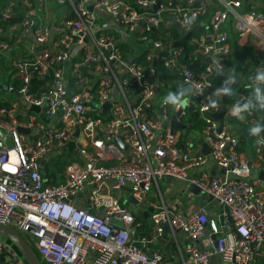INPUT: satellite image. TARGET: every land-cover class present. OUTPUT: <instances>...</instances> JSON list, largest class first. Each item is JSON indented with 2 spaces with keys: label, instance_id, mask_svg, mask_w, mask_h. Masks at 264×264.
Listing matches in <instances>:
<instances>
[{
  "label": "built area",
  "instance_id": "2783aa9c",
  "mask_svg": "<svg viewBox=\"0 0 264 264\" xmlns=\"http://www.w3.org/2000/svg\"><path fill=\"white\" fill-rule=\"evenodd\" d=\"M67 1L71 17L53 24L37 17L36 8L46 3L23 0L22 16L15 11L16 0L0 6V55L11 50L8 34L28 43V56L20 55L13 64L16 84L9 83L17 99L0 105V129L12 142L7 146L0 134V224L28 237L44 264H264V145H257L256 157L251 148L241 150V134L230 124L233 105L251 92H240L234 104H226L220 119L225 97L218 99V110L203 111L218 75L210 70L212 62L225 67L235 51L228 25L239 45L251 41L260 55L257 67L264 66V4ZM207 15L208 28L195 35V23ZM165 22L188 35L186 41L174 45L161 30ZM196 62L202 70L192 66ZM166 72L170 75L164 77L180 84L190 79L204 94L193 92L179 110L162 106L157 88L162 91L160 75ZM251 84L248 79L252 91ZM107 102L110 107L101 115ZM176 111L181 119L199 115L208 154L196 152L190 139L179 147L178 130L172 133L171 127ZM263 119L264 114L253 112L241 122L251 127ZM118 137L126 149L114 140ZM55 153L81 158L68 161L58 183L42 172V162ZM163 177L197 186L222 207L221 213L174 214L161 193ZM124 187L130 188L137 212L121 193L114 195ZM81 194L85 200L76 203ZM149 208L153 232L143 235L139 230L145 225L137 215ZM166 226L176 241L177 232L188 240L179 262L147 250ZM13 247L0 239V252L8 250L15 264H22Z\"/></svg>",
  "mask_w": 264,
  "mask_h": 264
},
{
  "label": "crops",
  "instance_id": "0c3cea01",
  "mask_svg": "<svg viewBox=\"0 0 264 264\" xmlns=\"http://www.w3.org/2000/svg\"><path fill=\"white\" fill-rule=\"evenodd\" d=\"M9 1L10 0H3L1 3L2 4L8 3ZM16 1H17L18 5L16 6L15 11L17 12V15L22 16L26 12V7L22 4L23 0H16ZM29 1H31L32 3H46L43 7L39 6L38 8H36L37 17L42 19V21L46 24H53L55 22L62 21L64 18L71 17L70 6L69 5H68V7L65 6L66 4H69V2L67 0H63V2H61L60 0H48V1L29 0ZM252 1L257 2L258 4H261V5L264 4V0H244L245 3H250ZM2 4H0V6ZM211 4H212L213 9L218 7V3H211ZM209 19H210V15L201 17L198 20V22L195 23L193 33L195 35H199V34L205 32L206 29L208 28ZM108 21H109V18L106 17L104 22H108ZM101 23H102V21H101ZM5 26H7V25H5ZM228 28H229V32L231 35V42L234 45L235 42L237 43V39H238L237 35L233 31V28L231 25H228ZM161 30L165 34L168 33L167 36L172 37L174 45H180V44L184 43L186 41V39L188 38V35H182L179 31V28L176 26H173V24L170 22L168 24L165 22L163 25H161ZM187 34H189V33H187ZM9 36H10V34H8V37L5 39H7V41L11 44V50H9L8 52H6L5 54H2V55L4 58L7 59V61L12 62V65H13L14 62L17 60V58L20 55L28 56V43H26L25 41L21 42V43H19V42L17 43L16 41H19L17 34L11 35V38ZM179 39H181V40L179 41ZM250 43H251L250 40L243 41V43L241 42L239 49H236L233 52L230 59L226 62L224 76L217 75L214 78L215 88L219 87L222 84L223 79L227 76L228 72L234 68L236 70L237 82L240 83L241 87L242 86L244 87V90L240 91V92L248 93V94L251 92V90L247 86L248 79H249V77H251L252 75L255 74L257 66L260 64V55H259V53H257V50L255 49V47L253 45H250ZM187 48L191 49L192 46L188 45ZM2 69L6 70L7 67L5 68L3 66ZM12 70H13V68H12ZM12 70L7 71V76H9V79H7V82L10 84L15 83V81L12 80ZM242 71H243V73H242ZM160 78H161L160 82L165 83L166 85H167V83L176 84V81H175L176 78H168L167 79L165 77L166 79H163L162 75H160ZM178 82L180 83V81H178ZM0 89H1V86H0ZM238 90L239 89H236V91L234 90L235 95H233V96H225L223 103L225 105L226 104H230V105L234 104V101L237 98V95L240 93V92H238ZM1 94H2L0 97L1 107L3 106V104H5V103L10 104L12 101L17 99V95L15 93H12V92H4L1 90ZM20 117H22V116H20ZM233 119L237 120L236 118H230V121ZM182 120L187 125V130L191 131L192 134L190 136L184 135L182 130H178V134H179L180 139H181L179 144H178L179 147L184 148L186 145H185V142H183V141L190 139L194 142L195 151L198 153H201L203 151V144L201 143V141L204 140V138H203L204 134L202 132L203 127H204L203 123L201 122V123H199L198 127H196V126L194 127L195 122H192V121L188 122L187 120L185 121L184 118ZM238 121H240V120H238ZM241 123H243V122H241ZM246 128L249 129L250 126L247 125ZM197 135H199V136H197ZM243 135L245 136L244 132H243ZM196 137H198V139ZM245 137H247L246 142L248 141V138H252V136L250 137V135H247ZM246 147L251 148L250 143H246ZM57 159H60L62 162L63 161L66 162V164L68 163L69 160H77V161L81 160V158L77 154L61 156V155H58L55 153L54 155L50 156L48 159H46L42 162V165H43L42 166V172L43 173L46 172L45 173L46 176L49 177L52 175L53 172L58 171V169L54 168ZM262 165L264 166V161H262ZM53 168H54V171H53ZM64 170H65V167H64ZM64 170H62V172H64ZM196 172L197 171H194L192 174L196 175ZM60 173L61 172H59L58 177H59V180H61V182H62V181H64L65 174L63 173V176H62V175H60ZM159 184H160V188H161V193L163 195V199L165 201L164 203L167 206V208L171 212H173L174 214H180V215L188 216L191 213H193L197 210H202V209H205L206 211H208L211 214H214L215 212H217V214H220L222 211V207L216 201H211V202L209 201L207 203L202 199L200 201H196V196L191 191H189V189H188L189 186L187 184H185L184 182L177 181V180L167 182V181H163L160 179ZM127 192L128 191L122 189V191H114V195H119L121 193L123 198L125 197L124 199L128 202V196L129 195ZM152 198L154 199V194L152 195ZM77 200H79V202H83L85 200V195L81 194L79 199L75 200L76 203H77ZM160 204H162V201H160ZM128 205L133 210H135L133 208L135 205L133 206L129 202H128ZM137 218L140 221H143V223L145 225L144 228L141 230L143 232H146L147 235L152 234L153 231H150V225H149L148 220L145 219L144 217H142V214L137 215ZM141 230H139V233L142 234ZM177 238L179 241H176L173 237V234H171L170 231H167V232H165V234L162 237H158L157 239H155L151 243H148L147 250L151 254L152 253L161 254L162 257L164 258V260H167L170 262H179L180 261V250L185 249L186 245L188 244V240L182 232H177ZM14 250L17 251L16 248H14ZM21 258H22V256H21ZM21 260H22V264H28L25 259L22 258ZM0 264H15V262L13 261V256L8 250L0 252Z\"/></svg>",
  "mask_w": 264,
  "mask_h": 264
},
{
  "label": "clouds",
  "instance_id": "9594fccd",
  "mask_svg": "<svg viewBox=\"0 0 264 264\" xmlns=\"http://www.w3.org/2000/svg\"><path fill=\"white\" fill-rule=\"evenodd\" d=\"M195 19L196 16L193 14L187 23L191 25ZM210 70H214L220 76H224L225 73V67L219 60L212 62V69ZM249 79L252 81L251 94L243 101H236L230 112L231 116L240 121H245L246 117L255 111L264 112V66L257 67L255 74ZM236 82V70L233 68L223 79L222 84L206 97L203 111L218 110L219 98L235 95L233 85ZM193 92H198L200 95L204 94L201 88L194 85L190 79H186L184 83L178 86L176 91H170L164 96L162 106H171L177 110L186 107L188 103L187 97ZM248 133L250 136L257 138L255 141L257 145H264V123L255 122L248 129Z\"/></svg>",
  "mask_w": 264,
  "mask_h": 264
},
{
  "label": "water",
  "instance_id": "95a60500",
  "mask_svg": "<svg viewBox=\"0 0 264 264\" xmlns=\"http://www.w3.org/2000/svg\"><path fill=\"white\" fill-rule=\"evenodd\" d=\"M60 1L63 2V0H60ZM0 19L1 20L4 19L2 11H1V7H0ZM130 42L132 45H135V41H133L132 39H130ZM208 62L210 63L211 60L209 59ZM177 74L178 73H175L174 75H177ZM167 75H170V73L169 72L164 73V76H167ZM159 85L164 87L165 83L160 82ZM1 90L4 92H14V88H12L11 85L7 82H4L1 85ZM14 93L18 96V93H16V91ZM160 94H161V91H160V88L158 87L157 88V95L159 96ZM109 107H110V102H107L102 107L101 115H105L107 112V109ZM224 108H225V104L222 103L220 114L217 116V119H220V115L223 113ZM262 123H264V119H263ZM171 127H172V133H175L177 130L183 131V130L187 129V125L181 119V111H176L174 113V115L171 119ZM242 130H243L245 136L249 135L247 128L243 127ZM0 134H3L5 136V139H6L5 143L7 146L10 147L12 145V142H11V139L8 136L7 132L0 129ZM77 135H78V130H76V133H75V136H77ZM114 140L117 141L123 149H126V146L123 144L121 137L115 138ZM201 143L203 144V151L201 153L202 154H208L210 152L208 145L204 142V140H202ZM2 144L3 143L0 142V145H2ZM216 169L217 168L215 167L213 170V174L216 173ZM221 172H225V169H222ZM261 177L264 178V174H262ZM162 180L167 181V182H171V181H173V178L163 177ZM123 189L128 191V192L130 191L129 187H124ZM188 189H189V191H191L196 196V201H200L201 199L204 200L206 203L209 201L210 202L213 201L212 197H208L207 194L202 193L201 190L195 185H190ZM128 202L133 206L137 205V202L132 197V195L129 196ZM135 211L137 212V210H135ZM151 211H152V209L149 208L147 211L142 213V217H144L145 219L148 220L149 225H150V231H153L154 223L150 218ZM221 222L223 223L222 217H221ZM115 224L122 226V227L124 225L123 222H121L117 219L115 221ZM165 228H166V231H169L168 226H166ZM0 237H4L8 241H10L16 247V249L19 250V252L24 256V258L28 264H44L41 257H39L36 250L34 249L33 245L17 229H15L11 226L0 224Z\"/></svg>",
  "mask_w": 264,
  "mask_h": 264
},
{
  "label": "trees",
  "instance_id": "16d2710c",
  "mask_svg": "<svg viewBox=\"0 0 264 264\" xmlns=\"http://www.w3.org/2000/svg\"><path fill=\"white\" fill-rule=\"evenodd\" d=\"M3 0H0V4H2L1 2H2ZM6 3H3L1 6H3V5H5ZM128 45V44H127ZM188 45V44H187ZM129 47H131L130 45H128ZM234 46V45H233ZM239 44L237 43H235V50L236 49H239ZM188 49H190V48H188ZM125 53H127V51H125ZM3 55H0V77L6 72V70L5 69H2L3 68V66L1 65L2 63V60H3ZM4 64V63H3ZM194 68H196L198 71H200V70H202V66L200 65V63L199 62H196L194 65H192ZM5 67V66H4ZM6 68V67H5ZM7 69H8V67H7ZM6 75H7V72H6ZM162 75V77H164V75L163 74H161ZM177 79V78H176ZM7 82V79L6 80H2V82ZM3 84V83H2ZM1 83H0V86L2 85ZM166 85V84H165ZM179 85H181L180 83H178V84H176V89L178 88V86ZM165 88H166V86L165 87H163L162 88V91H161V94H160V97H161V95H162V93H164V91H165ZM233 89L236 91V89H239L238 90V92H240V91H243L244 90V87L242 86H240V83L239 82H237L235 85H233ZM166 93V92H165ZM227 99V98H226ZM8 105H10V104H8V103H5V104H3V106H8ZM256 115H262V114H264V112H260V111H255L254 112ZM188 116V117H187ZM186 117H184V119H185V121L187 120L188 122L189 121H192V122H195V124H194V127L196 126V127H198L199 126V123H201L202 121H201V119H200V117H199V115L198 114H192V113H189V115H187ZM248 117H249V115H248ZM238 121V120H237ZM239 123H240V125H237L236 123H235V119H233V120H231L230 121V123H231V125H232V127H233V130H235L237 133H240L241 134V150H245V147H246V145H244V143L246 142V139H247V137H245L244 135H243V132H242V128L245 126L246 127V124L245 123H241L240 121H238ZM72 147H73V145H71V149H72ZM64 162V161H63ZM61 163H62V161H60V159H58L57 160V163H56V165L54 166V168H56V169H58V171H56V172H53L52 173V175L51 176H47L49 179H51V178H54L55 179V182L56 183H58V182H61V180H59V177H58V174H59V171L60 172H62V170H64V166H66V162H64V164L63 165H61ZM58 165H61L62 166V168H58ZM54 168H53V171H54ZM46 173V172H45ZM48 174V173H47ZM142 231V230H141ZM142 234L143 235H147V233L146 232H143L142 231ZM19 251V250H18ZM40 257V256H39Z\"/></svg>",
  "mask_w": 264,
  "mask_h": 264
},
{
  "label": "rangeland",
  "instance_id": "374dc122",
  "mask_svg": "<svg viewBox=\"0 0 264 264\" xmlns=\"http://www.w3.org/2000/svg\"><path fill=\"white\" fill-rule=\"evenodd\" d=\"M48 4V3H47ZM50 4V3H49ZM65 6H67L68 7V4H66ZM236 43V42H235ZM235 43H234V47H235ZM237 44V43H236ZM6 56V55H5ZM2 64V66H5V67H8V69H6V72L7 71H10V70H12V68H13V65H12V62H10V61H7V59L6 58H3V60H2V62H1ZM4 63V64H3ZM6 72L0 77V83L2 84V83H4V82H2V80L4 81V80H6V79H9V76H7L6 75ZM242 73H243V71H242ZM163 79H166L165 77H163ZM176 81V84H178L179 82H178V80H175ZM176 84H174V83H167V85H166V88H165V91H164V93H162V95H161V99L163 100V98H164V96L168 93V92H170V91H176L177 89H176ZM166 92V93H165ZM1 89H0V97H1ZM235 123L237 124V125H240V123L237 121V120H235ZM231 124V123H230ZM232 126V125H231ZM183 134L184 135H188V136H190L191 134H192V132L191 131H188L187 129L186 130H183ZM197 136H199V135H197ZM197 139H198V137H196ZM246 143H250V145H251V150H252V154L254 155V157H256V149H257V144H256V142H255V139H254V137H252V138H248V141L247 142H245L244 143V145H246ZM246 149H249V148H247V147H245V150ZM58 160V159H57ZM57 160H56V163H57ZM61 161V160H60ZM56 163H55V165H56ZM64 164V162H62L61 163V165H63ZM61 165H58V168H62V166ZM64 167H66V166H64ZM65 171V170H64ZM60 172V171H59ZM63 173L64 172H61L60 173V175H62L63 176ZM61 176V177H62ZM116 194V193H115ZM137 207H135L134 209H136ZM135 211V210H134ZM25 236V235H24ZM26 238H28V237H26ZM0 239L1 240H7L6 238H4V237H0ZM34 247V249L36 250V252H37V254L40 256V253H39V251H38V249H37V247L36 246H33ZM22 256V258L23 259H25L24 258V256L23 255H21Z\"/></svg>",
  "mask_w": 264,
  "mask_h": 264
}]
</instances>
